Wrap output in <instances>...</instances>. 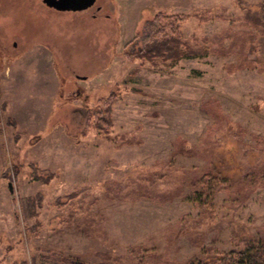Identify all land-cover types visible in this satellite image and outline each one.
Masks as SVG:
<instances>
[{"label": "rangeland", "instance_id": "obj_1", "mask_svg": "<svg viewBox=\"0 0 264 264\" xmlns=\"http://www.w3.org/2000/svg\"><path fill=\"white\" fill-rule=\"evenodd\" d=\"M159 12L187 16L206 55L128 57ZM112 94L98 136L89 114ZM227 169L230 188L201 181ZM250 242H264V0H0V264H191Z\"/></svg>", "mask_w": 264, "mask_h": 264}, {"label": "trees", "instance_id": "obj_2", "mask_svg": "<svg viewBox=\"0 0 264 264\" xmlns=\"http://www.w3.org/2000/svg\"><path fill=\"white\" fill-rule=\"evenodd\" d=\"M186 18L187 16L182 14L169 15L164 12L156 14L152 20L146 23L142 33L138 34L137 38L127 47L128 57L131 55V58H137L144 62L150 61L155 67L168 68L175 66L183 59L205 56L206 52L202 54L183 39L181 27ZM116 101V95L112 94L107 100L101 101L103 111H90L86 129L97 130L98 136L108 135L113 128L111 109ZM230 141L229 138L227 145ZM176 149L178 148L176 147ZM222 150L223 153L227 152L224 154L227 155V158L230 156L227 161L231 162L232 148L228 146ZM234 172L233 169L219 170L218 173L204 175L201 181L214 183L220 186L219 188L227 189L230 188ZM165 173L162 176H165ZM205 207H209L207 202H205ZM207 254L205 258L191 264H264V242L261 244L250 242L243 250L239 251ZM52 256L58 258V264H84L74 257L57 256V254Z\"/></svg>", "mask_w": 264, "mask_h": 264}, {"label": "water", "instance_id": "obj_3", "mask_svg": "<svg viewBox=\"0 0 264 264\" xmlns=\"http://www.w3.org/2000/svg\"><path fill=\"white\" fill-rule=\"evenodd\" d=\"M97 1L98 0H42L47 7L59 12H82L93 7Z\"/></svg>", "mask_w": 264, "mask_h": 264}, {"label": "flooded vegetation", "instance_id": "obj_4", "mask_svg": "<svg viewBox=\"0 0 264 264\" xmlns=\"http://www.w3.org/2000/svg\"><path fill=\"white\" fill-rule=\"evenodd\" d=\"M96 3H97V2H96ZM96 3H95V5H96ZM95 5H94V6H95ZM94 6H93V7H94ZM91 8H92V7H91ZM89 9H90V8H89ZM15 46H16V45H15Z\"/></svg>", "mask_w": 264, "mask_h": 264}]
</instances>
